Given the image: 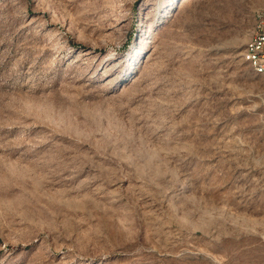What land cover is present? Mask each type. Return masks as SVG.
I'll return each instance as SVG.
<instances>
[{
	"label": "rangeland",
	"instance_id": "374dc122",
	"mask_svg": "<svg viewBox=\"0 0 264 264\" xmlns=\"http://www.w3.org/2000/svg\"><path fill=\"white\" fill-rule=\"evenodd\" d=\"M264 0H0V264H264Z\"/></svg>",
	"mask_w": 264,
	"mask_h": 264
},
{
	"label": "bare ground",
	"instance_id": "6f19581e",
	"mask_svg": "<svg viewBox=\"0 0 264 264\" xmlns=\"http://www.w3.org/2000/svg\"><path fill=\"white\" fill-rule=\"evenodd\" d=\"M259 31H260V23L256 25V28L250 35L248 41L246 42L244 51L242 53V58L254 69V71L257 74L261 75L264 79V69L258 66V60L253 59L252 49H251L252 45H254L257 41V38L259 36Z\"/></svg>",
	"mask_w": 264,
	"mask_h": 264
},
{
	"label": "built area",
	"instance_id": "2783aa9c",
	"mask_svg": "<svg viewBox=\"0 0 264 264\" xmlns=\"http://www.w3.org/2000/svg\"><path fill=\"white\" fill-rule=\"evenodd\" d=\"M257 22H260V31L257 41L252 45V57L258 60V66L264 69V16H260Z\"/></svg>",
	"mask_w": 264,
	"mask_h": 264
}]
</instances>
